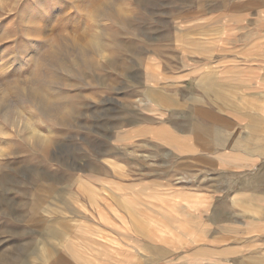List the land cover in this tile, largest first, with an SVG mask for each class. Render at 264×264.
<instances>
[{
  "label": "rangeland",
  "instance_id": "1",
  "mask_svg": "<svg viewBox=\"0 0 264 264\" xmlns=\"http://www.w3.org/2000/svg\"><path fill=\"white\" fill-rule=\"evenodd\" d=\"M222 52L264 63V0H0V264H264V156L219 171L207 204L139 181L157 174L144 165L175 159L139 152L154 111L143 95L217 119L224 144L264 147L263 94L238 101L261 112L238 131L150 86L151 63ZM231 89L210 93L227 106ZM204 220L207 235H191Z\"/></svg>",
  "mask_w": 264,
  "mask_h": 264
},
{
  "label": "crops",
  "instance_id": "2",
  "mask_svg": "<svg viewBox=\"0 0 264 264\" xmlns=\"http://www.w3.org/2000/svg\"><path fill=\"white\" fill-rule=\"evenodd\" d=\"M154 64H158L160 67L152 73L151 79H149L150 86L157 84V91L173 96L179 106L183 104L185 107L187 105L191 106L190 108L195 107L196 111L204 109L214 113L216 117L223 115L232 121L235 130H238L235 126L242 127L244 125L245 115L260 119V110L245 113L237 109L245 107L238 101L243 99L246 93L258 100L261 94L264 95V63L262 61L245 62L244 55L238 52H222L215 57L200 59L192 64L187 63L184 67L175 63L168 65L164 62L151 63L149 66ZM221 86L232 88L225 97L229 103L227 106L216 102L215 95L210 93L218 90V87ZM142 98L144 100L142 103L153 108L154 111H148L149 116L145 120L152 132L137 140L141 145L137 147L139 152L142 156L158 158L173 156L175 158L172 162L170 161L171 163L168 159L162 158L161 163L160 160H156V162H152L155 164L144 165L147 172L157 173L156 176H142L139 180L142 182L148 180L150 182L149 189L151 185H154L158 192L163 191L169 185L165 182L171 181L175 192L189 193L186 197L197 196L199 203L207 204L213 198H218L217 194L219 193L216 189H220L224 184L225 177L219 171L222 172L230 168L241 171L240 168L248 163L253 165L258 162L259 157L264 156V147L259 144L256 147L239 146L245 142L243 136L233 140V142L236 141L235 145L224 144L222 141L228 139L214 134L215 131L212 129H218L217 119L210 121L203 115L202 118H200L201 116L192 118L179 116L171 109V106L165 107L162 104L160 96L145 97L143 95ZM252 120L257 123L254 119ZM187 123L190 126H186ZM194 124H202L207 127L205 131H199V129H194ZM258 140L260 141L261 137H258ZM156 167L159 172L155 170ZM168 171L176 173L172 180L168 175H164ZM185 172L189 175L184 174ZM158 174H162V176ZM152 180L162 181V183L157 181L154 184ZM152 192L153 190L149 194ZM161 197L163 196L160 195ZM158 201L164 204L162 198ZM184 201L179 200L178 202ZM202 210L206 209L202 208ZM211 228L212 225L206 224L204 220L201 227L202 232L190 234L207 235V231H210ZM140 251H143V248Z\"/></svg>",
  "mask_w": 264,
  "mask_h": 264
},
{
  "label": "bare ground",
  "instance_id": "3",
  "mask_svg": "<svg viewBox=\"0 0 264 264\" xmlns=\"http://www.w3.org/2000/svg\"><path fill=\"white\" fill-rule=\"evenodd\" d=\"M77 43V42H76ZM92 44V43H91ZM89 45H90V43H89ZM94 45V44H93ZM91 46V45H90ZM64 48V47H63ZM90 49V48H89ZM93 49H95V48H93ZM59 54L61 53V52H58ZM58 53H56L55 52V54H53L52 55V57H54V58H57V59H55L56 61H58V63L61 61V57H63V56H60ZM99 53V52H98ZM59 55V56H58ZM79 55V54H78ZM53 58V59H54ZM82 60V59H81ZM84 60V59H83ZM60 64V63H59ZM40 91H41V89H40ZM39 95V94H38ZM2 97H4V96H2ZM40 97V96H39ZM42 97L44 98V102H46L47 101V103L48 102H50V98H48V97H46L44 94H42ZM41 97V98H42ZM33 98V97H32ZM57 108V107H56ZM56 110V109H55Z\"/></svg>",
  "mask_w": 264,
  "mask_h": 264
}]
</instances>
